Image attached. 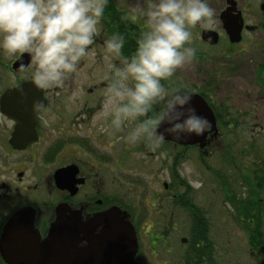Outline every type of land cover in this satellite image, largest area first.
Masks as SVG:
<instances>
[{
  "label": "flooded vegetation",
  "instance_id": "1",
  "mask_svg": "<svg viewBox=\"0 0 264 264\" xmlns=\"http://www.w3.org/2000/svg\"><path fill=\"white\" fill-rule=\"evenodd\" d=\"M209 2L210 6L215 9L214 25L209 29L201 27L192 29L193 41L196 42L199 39L200 46L202 44L213 48L221 46L222 49L211 56L196 51V58L207 61L210 59H213L212 61L214 59L219 61H254L252 70L255 74L250 81L251 86L263 96L264 101V0H209ZM133 8L134 6L130 3L120 9L115 0H110L102 18L101 32L92 46L95 56L85 58L89 64H92L89 68L91 74L104 78L107 63L104 58L106 55L104 40L111 34L120 33L125 36L126 43L122 50L125 55H130L134 51L136 37L146 25L143 20L134 19ZM231 20H239L242 24L240 40L237 42H232L228 36V26L225 23H229ZM203 31L216 34L217 43L209 44L204 41L202 39ZM24 55L26 62L19 64V69L13 68L18 59L3 61L2 55H0V98L7 90L24 85L25 91L40 94V99H44V102L35 112L33 121L25 126L21 119L6 116L0 109V175L3 176L0 177V239L3 226L11 214L19 209L29 207L33 211L32 234L36 235L35 241L40 245L48 238L51 228L56 222V209L60 206L63 208V221L67 226L73 228L74 248L81 250L90 241L95 242L100 231L106 225L105 222L96 219L97 215L112 206H117L126 213V219L134 229L135 264H222L219 261H213L216 258L213 255L214 251L220 254L222 247L221 244L217 246L214 242L213 238L216 234H212L210 226L208 225V229L202 232L193 231V221H203L202 217L204 216L209 223L208 209L195 203L194 200L197 198L193 196V188L187 183L184 185L185 181L180 178L177 171L178 163H183L190 156L198 157L197 159L207 169L209 167L205 157L210 154L209 147L217 148L219 157L230 166L227 173L225 170L217 173L210 171L211 174L216 175L217 197L223 203L227 193L226 201L231 203L237 219L240 220L235 204L239 200L257 201L255 187L257 182L264 181V160L254 161V166H240L239 158L236 156L242 157L243 155L242 153L240 155V150L236 155L234 154L232 148L236 142L231 137V143L230 136L219 131L218 119L223 124L222 126L229 129H232L237 123L241 124V121L236 115L230 116L221 107V103L214 104L213 85L208 92L204 93L203 91L204 95L199 93L200 83L193 85V90L189 91L198 93L203 98L216 119L218 133L216 135L209 134L203 146L199 144L177 145L170 141H165L156 148L145 143L131 146L121 139L124 133L109 135L103 131L102 114L96 120L97 110L102 109L103 97H99L98 102L78 103L80 105L78 107H70L71 104L61 101V98L55 102L51 101L52 93L58 96L65 95V93L70 95L71 89L73 93L76 76L70 79L62 89L39 90L31 82L30 57L27 53ZM255 59L258 61L255 62ZM96 64L100 68L98 73H94ZM83 65L84 63H81V66ZM204 71L206 72V70ZM212 72L217 74L216 71H211L207 73V77ZM90 73L89 79L94 78V75L92 76ZM80 83L83 85V82ZM106 84L105 79L101 80L98 85L89 87L87 92L94 93L97 90H105ZM82 87H79L80 90ZM14 104L18 107H26L32 103L18 99ZM49 110L52 112H48ZM54 114L59 116L55 123L54 119L45 117ZM95 126L99 132L96 131ZM15 132H19V135L22 136L21 142H10ZM52 133H58L61 136L54 138ZM105 137H108V140ZM251 141L243 145L242 151H253L256 155L257 148L262 147ZM83 153L86 156H83ZM132 153L134 155L141 153L145 161H137ZM161 156L166 159L163 164L169 181L162 183L159 192L147 191L148 202L145 197H142L141 204L139 201L138 209H136L128 201V189L122 188L125 178H128V170L139 168L141 170L144 163H156V160H160ZM16 157H23L26 160L16 162L14 160ZM248 158L250 159V157ZM233 166L236 167V171L231 170ZM65 169L68 170L66 179L63 184H57L55 173ZM38 171H41L40 177L36 176ZM8 172H12V175L5 177L4 175ZM230 173L236 175L238 180L231 181ZM33 179L34 181L31 182ZM24 181L30 182L22 186L24 193H39V190H42L45 192V197L42 199L17 198L16 184H22ZM211 183H213L212 177ZM236 183L243 186L242 190L243 188L249 189L248 194L246 193L247 197L240 198L238 195L228 192L230 185ZM117 184L120 189L114 192V187ZM182 186L185 191L177 193V189ZM262 191L260 194L262 197L258 202L264 205V189ZM234 195L236 199H231ZM49 196H53V198L50 200ZM193 205L197 208H194ZM195 209L203 212L198 213ZM182 222L186 228V236L175 240L180 232L179 223ZM198 233L203 234L207 240H193L192 236ZM216 238H218L216 241L218 243L222 236L217 235ZM17 241H13L12 244ZM209 243L212 244V252L201 253L204 245ZM3 247L5 248V246ZM194 247L200 248L196 254H193ZM248 248L251 257H255V255L260 257L258 263L255 261V264H264L263 257L257 254L258 248L253 249L250 246ZM260 251H262V247ZM168 254H170V258ZM217 258L219 259L218 256ZM7 260L0 247V264H26L19 257L12 259L13 262H7Z\"/></svg>",
  "mask_w": 264,
  "mask_h": 264
},
{
  "label": "clouds",
  "instance_id": "2",
  "mask_svg": "<svg viewBox=\"0 0 264 264\" xmlns=\"http://www.w3.org/2000/svg\"><path fill=\"white\" fill-rule=\"evenodd\" d=\"M110 0H0V55L13 61L27 53L31 82L39 90L62 89L94 57ZM134 19L146 27L134 51L123 53L125 36L104 40L107 82L103 131L124 133L129 145L159 147L170 137L181 142L211 132L212 123L192 106V94L168 87L178 70L196 59L192 29H209L215 9L209 0H136ZM41 107L34 100L32 111Z\"/></svg>",
  "mask_w": 264,
  "mask_h": 264
},
{
  "label": "rangeland",
  "instance_id": "3",
  "mask_svg": "<svg viewBox=\"0 0 264 264\" xmlns=\"http://www.w3.org/2000/svg\"><path fill=\"white\" fill-rule=\"evenodd\" d=\"M118 7L121 9L123 6H127L130 3L135 7L136 0H115ZM145 5H147L148 0H144ZM197 39V38H196ZM200 40L192 41V45L196 48V51L203 52L209 56L212 54L220 52L222 49L221 46L211 47L205 46L202 44L200 46ZM206 47V48H205ZM211 58V57H210ZM209 58V59H210ZM3 61H9V59L5 58L2 55ZM207 60H199L195 59L191 64L185 66L183 69L178 70L177 74L174 76L170 84H166V86H180L179 88L186 90H193L192 86L196 84H203L208 78L207 73L211 71H216V75L211 79L213 80V99L214 104L221 103V107L227 111L230 116L236 115L237 118H240L241 124L233 126L232 129H229L224 126H218L219 131L224 135H229L232 137L236 144L233 146L232 151L236 155L238 150H240V155L242 153V157L237 155L239 158L240 166L247 167L249 165L254 166V161L264 160V101L263 96H261L254 87L251 86V79L254 76V72L252 70L253 65L255 63L249 62V60L243 61H219L217 59ZM257 62L258 59H255ZM84 65L80 67L79 72L75 75L76 84L73 86L74 92L72 93V89L70 91V95H55L52 93L50 95L51 101H57L61 98V101H65L71 104L70 107H78V103H82L84 101H93L98 102L99 97H103L104 89L94 91V93H88V88L98 85L101 80L104 78L100 77V75H94L89 72L90 65L86 59L83 60ZM256 68V67H255ZM93 69V68H92ZM100 68L95 65V72L98 73ZM203 70V72H202ZM206 70V72L204 71ZM94 78L89 79V73ZM98 76V77H97ZM103 76V75H102ZM80 82H83L81 85ZM253 84V80H252ZM82 87L80 90L79 87ZM101 89V88H100ZM254 90V91H253ZM90 95H87V94ZM255 97H258L257 99ZM102 101V99H101ZM82 106V105H81ZM69 111V109H67ZM48 112H52L49 110ZM100 114H102V109L97 110V114L95 116L96 120H98ZM50 119H54L53 122H56V119L59 118L58 115H49L45 116ZM97 127L95 126V129ZM99 132V129H96ZM53 137H59L58 133H52ZM232 138L230 142L232 143ZM108 140V137H105ZM253 139V141H251ZM256 143V145L261 146L262 148H257L256 155H254L253 151L243 152V145L247 143ZM230 143L229 141H226ZM233 145V144H232ZM134 146V145H131ZM210 154L205 157L208 162V167L205 168L198 157H188V159L184 160L183 163H178V169L180 178L183 179L184 185L187 183L193 189V196L195 199V203L199 206L208 209V219L209 226L212 234H216L222 236V240L218 241L216 236L213 238L214 242L217 246L221 244L222 250H220V254L217 251H214V256H216L214 262L219 261L222 264H255L258 263L260 257L257 255L251 257V253H249V244L246 230L243 229V225L245 224L243 221L237 219L236 212L233 209V206L230 202L226 201L228 194L226 193L225 201L222 203L217 197V186H216V178L215 174H211V170H215L216 172H225L229 169V165L222 161L219 157L218 149H212L209 147ZM134 158L139 161H145V158L140 154H133ZM83 156H86L83 153ZM250 157V159L248 158ZM256 158V159H255ZM59 159V158H58ZM16 162H23L26 159L21 157L14 158ZM161 160V162H160ZM160 160H156V163L152 164L144 163L141 170L139 169H129L128 170V178L126 177L124 180V184L122 188L128 189V201L131 206L138 209V203L142 199V197L147 198V191L150 192H159L161 190V186L163 182L169 181L168 175L166 173V169L164 168L163 161H166L164 156H161ZM251 162V164H250ZM168 163V161H167ZM257 165V164H256ZM32 166V165H31ZM130 166H133L130 164ZM134 167V166H133ZM264 167V166H263ZM138 168V166H137ZM232 171H236V167H232ZM33 171V170H32ZM31 172V171H30ZM36 176H41V171L36 172ZM237 173V172H235ZM12 175V172L6 173L4 176L9 177ZM0 177H3L0 175ZM13 177V176H12ZM211 177L213 179V183H211ZM214 177V178H213ZM229 178L231 181H237V176L233 173H230ZM34 179L31 181L33 182ZM30 183L28 181H24L22 184L17 183V198L23 197H31V199H42L45 197V192L39 190V193H24L22 191V186ZM243 186L236 183L235 185H230L228 190L229 193H234L238 195V197H245L248 194V188H243ZM114 192L119 190L120 187L117 184L114 187ZM184 187L182 186L180 189H177V193H182ZM247 193V194H246ZM247 197V196H246ZM53 198V196H49V199ZM51 200V199H50ZM55 200V196H54ZM148 202V199H146ZM193 201V203H194ZM141 204V201H140ZM180 224V232L178 233V237L175 240H178L179 237L186 236V228L182 223ZM261 224L264 229V210L262 211V219ZM221 234V235H220ZM249 236V235H248ZM222 241V242H221ZM179 248H182L178 246ZM220 255V256H219ZM170 258V254H168ZM219 257V259L217 258Z\"/></svg>",
  "mask_w": 264,
  "mask_h": 264
},
{
  "label": "water",
  "instance_id": "4",
  "mask_svg": "<svg viewBox=\"0 0 264 264\" xmlns=\"http://www.w3.org/2000/svg\"><path fill=\"white\" fill-rule=\"evenodd\" d=\"M225 25L228 26L230 40L232 42L239 41L242 26L239 20H231ZM202 39L209 44L217 43L216 34L210 31H203ZM25 57L22 54L21 58L14 63L13 68L19 69V64L26 62ZM191 94L193 97L191 104L197 113L206 116L212 123L209 134L216 135V119L211 108L199 94ZM18 99L27 103L40 100L41 104H43L44 99H40L38 93L25 91L24 85L7 90L1 96L0 109L2 114L18 117L25 126L33 121L36 111L30 109L31 105L26 107L15 106L14 102ZM209 134L199 137L191 136L181 142H173L170 137H166L165 141L184 146L195 144L203 146ZM21 141L22 136L19 135V132H15L10 140L12 143ZM67 175V169L57 171L55 173L56 183L63 184ZM56 212V222L53 224L48 238L40 245L35 241L36 235L32 234V209L25 207L11 214L3 226L0 239V247L4 258L8 259L7 262H13L12 259L19 257L26 264H135L136 239L134 229L126 219V213L122 212L117 206H112L97 215L96 219L105 222L106 225L100 231L97 240L95 242L90 241L81 250H75L74 248V231L62 219L63 208L58 206ZM13 241H17V243L12 244Z\"/></svg>",
  "mask_w": 264,
  "mask_h": 264
},
{
  "label": "trees",
  "instance_id": "5",
  "mask_svg": "<svg viewBox=\"0 0 264 264\" xmlns=\"http://www.w3.org/2000/svg\"><path fill=\"white\" fill-rule=\"evenodd\" d=\"M211 76H215V73L212 72L210 75H208V79L199 87V93L203 94L208 92V90H210V87L213 85V80L210 79ZM168 87H172V86H168ZM175 87H180V86H175ZM182 89V88H181ZM184 91H188L186 89H182ZM204 95V94H203ZM221 121L218 119V123L221 126L223 124L220 123ZM212 172L217 173L215 170H213ZM256 196L255 199L257 201H243V200H239L237 201V204H235V207L238 209V215L241 218L240 221H243L245 224L243 225V229L246 230V233L249 235L248 236V240H249V246L253 247V249L258 248L257 254L261 255L263 257L264 260V229L262 227L261 224V219H262V211L264 210V205H262L261 203L258 202V200H260L259 198H261L262 196L260 195L264 189V181L262 183H256ZM236 199V196L234 195V197H231ZM234 199V200H235ZM264 204V202H263ZM193 207L195 208L196 206L193 205ZM197 208V207H196ZM196 210V209H195ZM195 210H193L194 213ZM198 213H202L203 211L201 210H196ZM203 221H193V231H198V232H202L208 229V225L209 223L206 221V219L204 218V216L202 217ZM193 240H199V241H203V240H207V238H205V236L203 234H194L193 236ZM195 240V241H196ZM262 247V251H260V248ZM212 244H205L204 247L201 249V253L203 254H208L210 252H212ZM200 248L194 247L193 249V254H196L197 251L199 252Z\"/></svg>",
  "mask_w": 264,
  "mask_h": 264
}]
</instances>
